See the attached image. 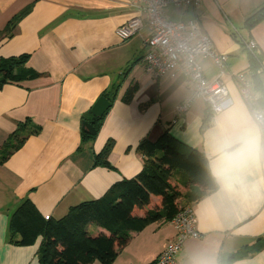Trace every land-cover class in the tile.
Returning a JSON list of instances; mask_svg holds the SVG:
<instances>
[{
  "label": "crops",
  "instance_id": "1",
  "mask_svg": "<svg viewBox=\"0 0 264 264\" xmlns=\"http://www.w3.org/2000/svg\"><path fill=\"white\" fill-rule=\"evenodd\" d=\"M27 7L31 10L13 37L0 41V58L28 54L27 67L43 76L0 89V147L26 119L41 130L0 166V264H40L42 238L26 247L10 242L9 216L22 200L29 199L45 219H61L71 207L96 200L115 183L136 177L143 167L138 145L144 139L155 141L165 131L204 153L217 182L215 191L188 206L201 238L184 242L178 264H221L222 256L241 252L258 240V251L228 264H264V123H256L235 78L246 74L264 109V20L251 30L245 27L246 20L264 8V0H202L194 10L166 9L168 20L198 21L216 52L227 57L221 80L231 103L219 114L210 113L203 100L176 114L192 86L180 71L155 77L148 69L146 22L127 41L117 36V29L138 15L134 0H0V31ZM250 40L258 47L257 61L241 44ZM198 63L208 81L219 77L210 59L199 58ZM254 70L262 83L257 90ZM115 86L117 95L113 102L108 100L111 106L102 115L99 132L83 144V122L89 123L95 103ZM249 127L259 134L256 151L222 163L223 151L236 152L241 147L239 134ZM109 141L112 168L94 166L95 155ZM226 142L231 146L224 148ZM158 201L154 198L150 208ZM179 204L185 208L182 199ZM88 229L94 236L105 232L94 225ZM175 233L171 222L132 233L113 264H150Z\"/></svg>",
  "mask_w": 264,
  "mask_h": 264
},
{
  "label": "trees",
  "instance_id": "2",
  "mask_svg": "<svg viewBox=\"0 0 264 264\" xmlns=\"http://www.w3.org/2000/svg\"><path fill=\"white\" fill-rule=\"evenodd\" d=\"M30 10V7L25 8L8 22L0 31V41L13 37L16 26ZM262 20L264 8L250 16L245 27L251 30ZM241 44L245 47V42ZM248 53L253 61H257L256 54ZM29 59L28 54L0 58V89L43 76L27 67ZM256 72L253 71L255 90L262 88ZM118 89L115 86L104 92L102 97L113 102ZM103 119L104 116L96 117L90 113L89 123L94 127L95 134L91 135L83 129V144L95 139ZM204 122L206 125L209 121ZM40 130L41 127L30 119L17 123L16 130L0 147V166ZM112 148L113 142H107L103 150L95 155L94 166L112 168L108 162ZM137 152L143 158V167L136 177L115 183L96 200L71 207L61 219H45L29 199L22 200L9 216L10 242L26 247L42 238L38 250L40 264H113L128 246L132 233L142 232L155 223L171 222L184 208L179 200L182 199L188 207L217 189L204 153L178 141L168 131L155 141L142 140ZM154 198L159 201L150 208ZM91 225L105 232L94 236L88 229ZM261 247L262 243L258 240L250 248L245 247L226 258L222 256L221 264H228ZM150 264H157V259Z\"/></svg>",
  "mask_w": 264,
  "mask_h": 264
},
{
  "label": "built area",
  "instance_id": "3",
  "mask_svg": "<svg viewBox=\"0 0 264 264\" xmlns=\"http://www.w3.org/2000/svg\"><path fill=\"white\" fill-rule=\"evenodd\" d=\"M139 4L138 15L117 29L121 41H127L148 25L150 35L145 44L147 53L144 61L155 77L168 72L180 71L184 74L192 92L181 103L176 114L186 113L198 99L203 100L212 114L222 113L231 103L226 84L221 80L225 74L227 57L216 52L211 39L202 32L196 20L171 21L165 12L169 7L197 9L202 0H134ZM248 52L256 54L258 47L253 40L245 42ZM199 58L210 59L219 70V77L208 81L198 63ZM264 71V69H263ZM240 93L251 109L257 124L264 123V109L259 97L252 90L246 74L236 75ZM176 233L166 249L157 257V264H178V254L184 242L191 238H201L197 230L196 218L191 207L181 209L171 221Z\"/></svg>",
  "mask_w": 264,
  "mask_h": 264
},
{
  "label": "clouds",
  "instance_id": "4",
  "mask_svg": "<svg viewBox=\"0 0 264 264\" xmlns=\"http://www.w3.org/2000/svg\"><path fill=\"white\" fill-rule=\"evenodd\" d=\"M241 147L236 152H227L223 151V155L221 156L222 163H232L245 155L253 154L259 143V134L255 128L249 127L244 129L238 137ZM229 143L224 144V148L230 147Z\"/></svg>",
  "mask_w": 264,
  "mask_h": 264
},
{
  "label": "water",
  "instance_id": "5",
  "mask_svg": "<svg viewBox=\"0 0 264 264\" xmlns=\"http://www.w3.org/2000/svg\"><path fill=\"white\" fill-rule=\"evenodd\" d=\"M110 106L111 103L106 98L102 97L95 103L92 112L95 116L101 117L108 110ZM83 129L86 130L91 135L95 134L94 127L86 121L83 122Z\"/></svg>",
  "mask_w": 264,
  "mask_h": 264
},
{
  "label": "rangeland",
  "instance_id": "6",
  "mask_svg": "<svg viewBox=\"0 0 264 264\" xmlns=\"http://www.w3.org/2000/svg\"><path fill=\"white\" fill-rule=\"evenodd\" d=\"M171 9H169V11H170ZM198 100H200V99H198ZM197 101V100H196ZM259 125V124H258ZM148 231H150V230H148ZM175 232H176V230H175ZM149 233V232H148Z\"/></svg>",
  "mask_w": 264,
  "mask_h": 264
}]
</instances>
